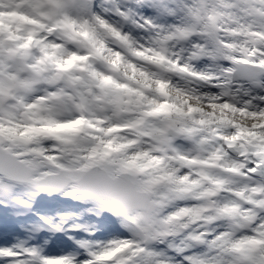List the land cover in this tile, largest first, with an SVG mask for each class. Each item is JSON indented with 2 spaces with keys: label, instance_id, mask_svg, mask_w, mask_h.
Segmentation results:
<instances>
[{
  "label": "snow or ice",
  "instance_id": "snow-or-ice-1",
  "mask_svg": "<svg viewBox=\"0 0 264 264\" xmlns=\"http://www.w3.org/2000/svg\"><path fill=\"white\" fill-rule=\"evenodd\" d=\"M0 264H264V0H0Z\"/></svg>",
  "mask_w": 264,
  "mask_h": 264
},
{
  "label": "rangeland",
  "instance_id": "rangeland-1",
  "mask_svg": "<svg viewBox=\"0 0 264 264\" xmlns=\"http://www.w3.org/2000/svg\"><path fill=\"white\" fill-rule=\"evenodd\" d=\"M54 251H55V250H53V254H54Z\"/></svg>",
  "mask_w": 264,
  "mask_h": 264
}]
</instances>
